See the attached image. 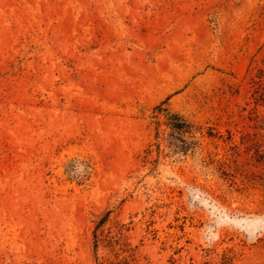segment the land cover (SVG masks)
<instances>
[{"label":"rangeland","instance_id":"rangeland-1","mask_svg":"<svg viewBox=\"0 0 264 264\" xmlns=\"http://www.w3.org/2000/svg\"><path fill=\"white\" fill-rule=\"evenodd\" d=\"M259 69L264 0H0V264H264Z\"/></svg>","mask_w":264,"mask_h":264},{"label":"trees","instance_id":"trees-1","mask_svg":"<svg viewBox=\"0 0 264 264\" xmlns=\"http://www.w3.org/2000/svg\"><path fill=\"white\" fill-rule=\"evenodd\" d=\"M263 73V69H259L258 71V79L253 80V84L255 85V95H254V102L256 104L262 103L264 105V82H261V74ZM174 117L170 118V125L172 128L177 130L178 134H182V132H189L191 128V124L187 122L184 117H182L180 114L176 113L173 115ZM190 133V132H189ZM182 141V139H180ZM259 163H262L264 165V149H257V159ZM98 227H96V230L94 232V237H95V245L97 244L98 241V233L97 230L100 229L99 225L97 224ZM102 231V230H101ZM99 264H103V262H99Z\"/></svg>","mask_w":264,"mask_h":264}]
</instances>
